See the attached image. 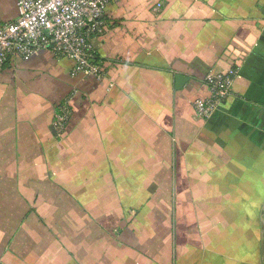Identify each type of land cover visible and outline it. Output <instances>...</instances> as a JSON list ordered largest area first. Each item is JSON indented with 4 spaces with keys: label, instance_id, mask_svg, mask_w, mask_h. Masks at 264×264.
Returning a JSON list of instances; mask_svg holds the SVG:
<instances>
[{
    "label": "crops",
    "instance_id": "crops-1",
    "mask_svg": "<svg viewBox=\"0 0 264 264\" xmlns=\"http://www.w3.org/2000/svg\"><path fill=\"white\" fill-rule=\"evenodd\" d=\"M17 1L0 0V25L17 18ZM106 19L95 39L104 80L72 77L73 62L47 50L13 58L0 73V216H17L12 228L20 226L25 200L41 199V155L57 137L53 107L60 95H75L67 131L81 134L91 160L82 213L98 218L83 223L81 244L72 242L81 254L72 248V264H129L121 243L102 237L103 185L112 182L116 198L121 153L129 152V167H149L137 152L163 147L160 191L172 201L164 225L172 233L161 264H264V0H120ZM231 69V96L200 119L193 102L210 96L206 75ZM178 75L188 78L181 89ZM35 248V264L54 259L41 240Z\"/></svg>",
    "mask_w": 264,
    "mask_h": 264
},
{
    "label": "rangeland",
    "instance_id": "rangeland-1",
    "mask_svg": "<svg viewBox=\"0 0 264 264\" xmlns=\"http://www.w3.org/2000/svg\"><path fill=\"white\" fill-rule=\"evenodd\" d=\"M214 76L217 75H206L207 85L208 79ZM208 88L210 91L209 85ZM67 95H60L58 98L60 100L53 107L55 115H59L66 104L72 109L71 103L75 95ZM157 114L161 118V113L157 112ZM53 122L56 125L57 121ZM69 122L70 120L67 121V123ZM67 128V126L65 128L60 127L56 131L55 142L47 139V146L43 149L41 155L42 173H40L41 175L36 174L41 178L39 184L43 195L39 194L41 199L27 198L25 200L26 209L25 213L19 217L22 219L20 226L18 223L16 227L12 228V225L17 221V216H0L2 220L0 223V258L6 259V264H23L22 253H27V255L25 254L27 260L29 259L28 255H30V262L24 264H35L32 255L33 252H37L35 247L39 245V240L47 251H53L51 255L54 259H49V262L52 260L50 264H72L71 259L73 257L70 254L72 248L75 250L76 247V245L73 247L72 242L81 244L82 236H84L82 234H86L82 229L83 223L85 224L89 220V224H92V221L95 222V219L98 218L91 214L88 216L82 213L83 204L87 201L85 197L88 177L87 166L91 160H87V156H83L85 153L82 149L81 134L72 136ZM162 149L152 153L137 152L139 165L147 163L149 167L146 165L137 168L129 167L127 165L130 157L129 152L121 153L122 169L105 167V171H110L112 175L114 169L118 172L119 179L116 176V183L120 185V189L116 187L117 197L114 198L112 182L108 181L103 185L104 193L101 204L102 212L105 214L102 215L104 225L102 237L104 235L103 239L109 237L110 241L115 240L116 248L118 243H121L119 249L123 260L129 264L130 262L132 264L135 262H137L136 264H147L146 258H150V256L153 261L152 264H161L162 251L165 250L167 238L172 233L171 230L167 232L164 228V225H167L169 221L167 213L170 214V208L172 210V201L161 199V179L165 173L162 166L167 163V159H165L166 147ZM168 159L170 160V158ZM89 169L94 175L98 173L97 168L93 171L91 168ZM26 172L27 187L32 188V191L33 183H29L33 182L32 169L26 168ZM152 174H154V179H151L152 182H147L146 179L143 183L136 184L133 182ZM117 180H120L121 183H118ZM95 186L97 188V184ZM89 188H93L92 185ZM136 189L138 192L135 195ZM97 203L95 202L94 206ZM33 208L37 209V213L32 212ZM39 208L40 211H38ZM113 210L115 211L113 212ZM27 224L29 225L27 226ZM75 251V255H81L77 249Z\"/></svg>",
    "mask_w": 264,
    "mask_h": 264
},
{
    "label": "built area",
    "instance_id": "built-area-1",
    "mask_svg": "<svg viewBox=\"0 0 264 264\" xmlns=\"http://www.w3.org/2000/svg\"><path fill=\"white\" fill-rule=\"evenodd\" d=\"M120 0H18L17 18L0 25V73L13 58L31 59L50 51L73 62L71 76L97 81L106 73L97 61L95 39L107 28V6ZM161 7V3L157 8ZM236 69L208 79L210 96L193 102L200 119L213 117L218 106L232 94ZM75 94V93H74ZM72 116L68 104L56 115V131Z\"/></svg>",
    "mask_w": 264,
    "mask_h": 264
},
{
    "label": "water",
    "instance_id": "water-1",
    "mask_svg": "<svg viewBox=\"0 0 264 264\" xmlns=\"http://www.w3.org/2000/svg\"><path fill=\"white\" fill-rule=\"evenodd\" d=\"M187 80H188V78H186L182 75H178L177 76V89H181ZM52 130L56 133V129L54 127H52ZM0 264H3V263L0 262Z\"/></svg>",
    "mask_w": 264,
    "mask_h": 264
}]
</instances>
